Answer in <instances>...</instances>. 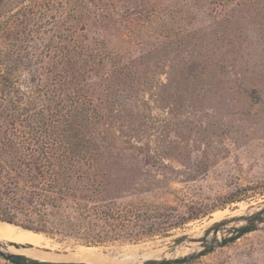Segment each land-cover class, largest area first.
Segmentation results:
<instances>
[{
	"label": "rangeland",
	"instance_id": "1",
	"mask_svg": "<svg viewBox=\"0 0 264 264\" xmlns=\"http://www.w3.org/2000/svg\"><path fill=\"white\" fill-rule=\"evenodd\" d=\"M14 3L0 17V161L20 181L21 158L92 165L52 220L75 234L40 233L42 251L166 246L264 204V0ZM184 264H264V229Z\"/></svg>",
	"mask_w": 264,
	"mask_h": 264
},
{
	"label": "trees",
	"instance_id": "2",
	"mask_svg": "<svg viewBox=\"0 0 264 264\" xmlns=\"http://www.w3.org/2000/svg\"><path fill=\"white\" fill-rule=\"evenodd\" d=\"M14 4V0H0V17L7 16L13 10ZM2 35L5 37L10 34L5 32ZM39 71H36V73L39 74ZM37 74L32 78L34 82L41 81ZM49 150L51 148L48 147L46 153H51ZM18 163L21 166L25 165L28 169L26 179L21 178V181L18 180L17 174L13 175L15 165L12 167L13 169H10L7 162L4 165L0 161V221L50 236H71L75 234L67 230L63 222L53 224L52 220L53 217L59 218L62 216L63 218V215H65H62L61 212L66 205L63 201L67 196L73 197L72 192L76 189L80 191L88 189L89 184L85 185L82 179L92 169V165L88 161L73 158V160L67 162L65 160L60 161L56 165L50 162L48 171H45L46 165L44 164L36 162L31 165L23 158L18 160ZM18 169H21V167ZM22 171L24 170L21 169V173H23ZM22 180H24L23 183H21ZM81 184L83 185L79 189ZM90 187H92L91 184ZM70 220H74V218ZM76 223L81 225L84 222ZM184 223H177L175 227H180ZM159 231L153 225L149 230L139 232L131 237H134L132 239L137 241L150 239ZM107 239L108 237L105 235H90L85 236L84 242L86 245L98 246L106 244Z\"/></svg>",
	"mask_w": 264,
	"mask_h": 264
},
{
	"label": "water",
	"instance_id": "3",
	"mask_svg": "<svg viewBox=\"0 0 264 264\" xmlns=\"http://www.w3.org/2000/svg\"><path fill=\"white\" fill-rule=\"evenodd\" d=\"M2 223H6L0 221ZM9 225H14L6 223ZM23 230L31 231L20 226L14 225ZM264 229V204L259 207L258 211L253 213L244 214L230 218L228 220L219 222L213 227L204 232L203 235L193 237L185 236L175 240L172 244L166 245L168 254H173L181 246H190L196 244L191 253L185 256L175 257V258H148L142 260L141 262L129 263V264H184L194 259L203 257L209 253L214 252L219 248H224L228 245L235 243L236 241L242 239L243 237L258 232ZM37 233V232H34ZM40 234V233H37ZM46 237V236H45ZM10 248L17 250H29L34 249L31 245L18 244V243H3L0 241V257L6 259L12 264H87L82 261H50V260H40L37 258H32L24 254H18L9 252ZM3 249L5 251H3Z\"/></svg>",
	"mask_w": 264,
	"mask_h": 264
},
{
	"label": "bare ground",
	"instance_id": "4",
	"mask_svg": "<svg viewBox=\"0 0 264 264\" xmlns=\"http://www.w3.org/2000/svg\"><path fill=\"white\" fill-rule=\"evenodd\" d=\"M0 241L26 244L34 247V249L29 250H17L11 248L14 250H8L9 252L18 254L32 253L24 255L40 260L82 261L87 264H129L141 262L142 260H146L148 258H169L168 256H171L170 258H172L177 251L176 250L173 254H168L167 249L165 248L166 246L146 244L119 248L110 252H106L104 249L100 248H82L66 258L55 257V255L50 252L42 251V249H46L49 246L48 239H46L43 235L23 230L2 222H0ZM196 246V244H193V247L189 249L188 252L193 251Z\"/></svg>",
	"mask_w": 264,
	"mask_h": 264
}]
</instances>
